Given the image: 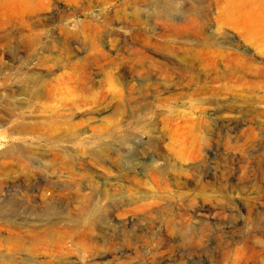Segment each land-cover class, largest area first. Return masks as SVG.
Here are the masks:
<instances>
[{"label": "rangeland", "instance_id": "obj_1", "mask_svg": "<svg viewBox=\"0 0 264 264\" xmlns=\"http://www.w3.org/2000/svg\"><path fill=\"white\" fill-rule=\"evenodd\" d=\"M0 264H264V0H0Z\"/></svg>", "mask_w": 264, "mask_h": 264}, {"label": "bare ground", "instance_id": "obj_2", "mask_svg": "<svg viewBox=\"0 0 264 264\" xmlns=\"http://www.w3.org/2000/svg\"><path fill=\"white\" fill-rule=\"evenodd\" d=\"M157 16V15H156ZM166 16V15H165ZM164 46V45H163ZM217 56V55H216ZM215 56V57H216ZM207 57V56H206ZM209 57V56H208ZM213 57V56H212ZM218 57V56H217ZM211 58V57H210ZM194 60H195V58H194ZM208 61V60H207ZM235 61V60H234ZM225 62V61H224ZM198 63V62H197ZM244 63V62H243ZM196 70V69H195ZM240 72V71H239ZM241 73V72H240ZM208 76V75H207ZM231 79V78H230ZM197 82V81H196ZM133 107V106H132Z\"/></svg>", "mask_w": 264, "mask_h": 264}]
</instances>
